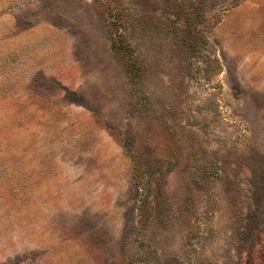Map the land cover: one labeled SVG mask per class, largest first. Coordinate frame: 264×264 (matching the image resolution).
<instances>
[{
  "label": "rangeland",
  "instance_id": "374dc122",
  "mask_svg": "<svg viewBox=\"0 0 264 264\" xmlns=\"http://www.w3.org/2000/svg\"><path fill=\"white\" fill-rule=\"evenodd\" d=\"M0 264H264V0H0Z\"/></svg>",
  "mask_w": 264,
  "mask_h": 264
}]
</instances>
